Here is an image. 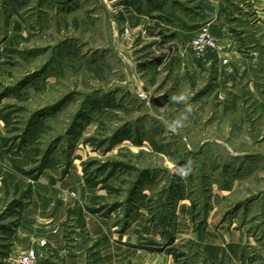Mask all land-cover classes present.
<instances>
[{
	"label": "rangeland",
	"instance_id": "1",
	"mask_svg": "<svg viewBox=\"0 0 264 264\" xmlns=\"http://www.w3.org/2000/svg\"><path fill=\"white\" fill-rule=\"evenodd\" d=\"M211 1L228 58L189 50L209 0H0V264H102L108 243L209 264L191 227L264 264V22Z\"/></svg>",
	"mask_w": 264,
	"mask_h": 264
},
{
	"label": "crops",
	"instance_id": "2",
	"mask_svg": "<svg viewBox=\"0 0 264 264\" xmlns=\"http://www.w3.org/2000/svg\"><path fill=\"white\" fill-rule=\"evenodd\" d=\"M209 1L212 2L211 0ZM252 2L258 6L255 7L258 8V17L264 22V0H252ZM203 8V20L208 23L213 36L222 42L220 47L223 50L220 56L224 54L228 58L227 54H235V52L229 53L228 49L233 48V50H237L238 44L234 42V39H231L232 35L230 34L225 15L222 9H220L219 4L216 1L212 2V4L205 3ZM97 220L95 216H92L91 219L88 218L87 228L90 230L91 225L93 230H96L98 228L96 227ZM98 231H101V228ZM186 232L182 236L200 241L206 245L205 250L209 256V264L245 263L246 253L244 243L246 239L242 237L241 233L231 232L225 234L223 231H209V228L206 232H194L192 227L189 230L187 229ZM126 234H114L113 240H118L119 243L126 242ZM23 249H20V251ZM101 252L102 264H127L128 260H132L133 264H176L174 258L170 255L164 253H148L145 251H128L125 245L120 244H114L112 246L108 243L107 247L102 249Z\"/></svg>",
	"mask_w": 264,
	"mask_h": 264
},
{
	"label": "built area",
	"instance_id": "3",
	"mask_svg": "<svg viewBox=\"0 0 264 264\" xmlns=\"http://www.w3.org/2000/svg\"><path fill=\"white\" fill-rule=\"evenodd\" d=\"M219 49V44L207 27L199 30L198 34L192 39L189 50L196 56H203L209 51ZM39 255L36 250L29 249L18 255L16 264H39Z\"/></svg>",
	"mask_w": 264,
	"mask_h": 264
},
{
	"label": "clouds",
	"instance_id": "4",
	"mask_svg": "<svg viewBox=\"0 0 264 264\" xmlns=\"http://www.w3.org/2000/svg\"><path fill=\"white\" fill-rule=\"evenodd\" d=\"M173 99H174V100H177V99H181V100H182L183 97H179V98H178V97H173Z\"/></svg>",
	"mask_w": 264,
	"mask_h": 264
}]
</instances>
